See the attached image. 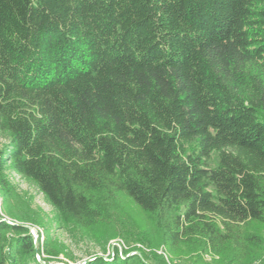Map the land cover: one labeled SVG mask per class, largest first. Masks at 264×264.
I'll return each mask as SVG.
<instances>
[{
    "label": "trees",
    "instance_id": "trees-1",
    "mask_svg": "<svg viewBox=\"0 0 264 264\" xmlns=\"http://www.w3.org/2000/svg\"><path fill=\"white\" fill-rule=\"evenodd\" d=\"M0 140V264L73 260L8 170L83 264H264V0H0Z\"/></svg>",
    "mask_w": 264,
    "mask_h": 264
},
{
    "label": "rangeland",
    "instance_id": "rangeland-1",
    "mask_svg": "<svg viewBox=\"0 0 264 264\" xmlns=\"http://www.w3.org/2000/svg\"><path fill=\"white\" fill-rule=\"evenodd\" d=\"M3 141L0 140V144ZM10 180L16 186L19 194L22 196L24 201L28 204L29 208L34 211L40 219L43 221L44 227L29 226V231L32 236L36 239L38 233L40 234V240L44 234V228L49 230V234L53 240L57 242L65 251L66 254L70 255L73 260L67 259L65 255H60V262L55 264H83L88 257L94 255H101L104 257L111 256L114 253V248H117L119 255H122V251L127 249V244L123 239H112L107 242L98 241L95 237L84 234L77 228L71 225H63L57 222L56 213L52 207L47 204L44 200L43 195L37 190L35 185L29 181L21 178L17 174L8 170ZM1 206V201H0ZM0 220H4L8 223L10 219L3 215L0 211ZM31 228V229H30ZM260 233L264 238V228L260 229ZM132 246H140L138 243L131 242ZM130 245V246H131ZM146 252L149 251L142 247ZM158 254H162L160 250H156ZM137 252H131V254ZM264 255V253H263ZM39 259V257H36ZM217 257H211L204 255L202 262L204 264H213L217 261ZM188 264V262H187ZM255 264V262H253Z\"/></svg>",
    "mask_w": 264,
    "mask_h": 264
},
{
    "label": "water",
    "instance_id": "water-1",
    "mask_svg": "<svg viewBox=\"0 0 264 264\" xmlns=\"http://www.w3.org/2000/svg\"><path fill=\"white\" fill-rule=\"evenodd\" d=\"M31 229V228H30Z\"/></svg>",
    "mask_w": 264,
    "mask_h": 264
}]
</instances>
